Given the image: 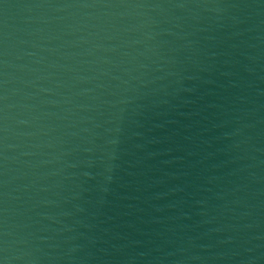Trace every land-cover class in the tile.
<instances>
[{
  "label": "water",
  "instance_id": "water-1",
  "mask_svg": "<svg viewBox=\"0 0 264 264\" xmlns=\"http://www.w3.org/2000/svg\"><path fill=\"white\" fill-rule=\"evenodd\" d=\"M0 264H264V0H0Z\"/></svg>",
  "mask_w": 264,
  "mask_h": 264
}]
</instances>
